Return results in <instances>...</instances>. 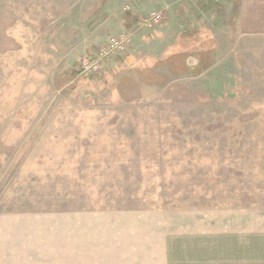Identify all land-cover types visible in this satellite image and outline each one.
Returning <instances> with one entry per match:
<instances>
[{
    "label": "rangeland",
    "instance_id": "rangeland-1",
    "mask_svg": "<svg viewBox=\"0 0 264 264\" xmlns=\"http://www.w3.org/2000/svg\"><path fill=\"white\" fill-rule=\"evenodd\" d=\"M238 2L0 0V216L264 211V36ZM170 242L169 264H225Z\"/></svg>",
    "mask_w": 264,
    "mask_h": 264
},
{
    "label": "crops",
    "instance_id": "crops-1",
    "mask_svg": "<svg viewBox=\"0 0 264 264\" xmlns=\"http://www.w3.org/2000/svg\"><path fill=\"white\" fill-rule=\"evenodd\" d=\"M238 3L239 30L247 36H264V0ZM187 238L209 241L210 254H220L225 264H250V249L239 251L229 243L251 240L258 245L256 259L262 264L264 211L2 215L0 264H169L170 240ZM219 243L225 245L218 249Z\"/></svg>",
    "mask_w": 264,
    "mask_h": 264
},
{
    "label": "built area",
    "instance_id": "built-area-1",
    "mask_svg": "<svg viewBox=\"0 0 264 264\" xmlns=\"http://www.w3.org/2000/svg\"><path fill=\"white\" fill-rule=\"evenodd\" d=\"M160 18L161 17L158 13L153 12L143 24L150 28L153 25L160 23ZM130 42V37L125 33L111 36L108 39L107 44L97 52L95 57L85 58L81 61L79 65L81 70L79 72L84 75L98 74L102 69L103 63L113 56L124 53Z\"/></svg>",
    "mask_w": 264,
    "mask_h": 264
}]
</instances>
